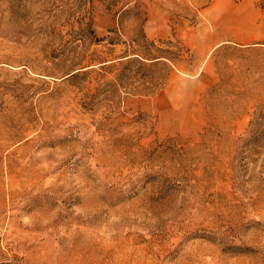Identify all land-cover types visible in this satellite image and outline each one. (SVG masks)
<instances>
[{"label": "rangeland", "instance_id": "374dc122", "mask_svg": "<svg viewBox=\"0 0 264 264\" xmlns=\"http://www.w3.org/2000/svg\"><path fill=\"white\" fill-rule=\"evenodd\" d=\"M0 264H264V0H0Z\"/></svg>", "mask_w": 264, "mask_h": 264}]
</instances>
